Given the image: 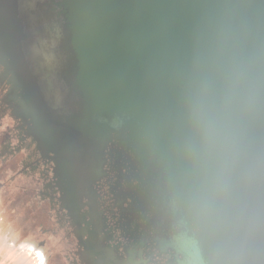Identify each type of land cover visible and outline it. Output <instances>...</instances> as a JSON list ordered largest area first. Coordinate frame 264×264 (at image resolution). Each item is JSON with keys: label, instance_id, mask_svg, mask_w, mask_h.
Returning a JSON list of instances; mask_svg holds the SVG:
<instances>
[{"label": "water", "instance_id": "obj_1", "mask_svg": "<svg viewBox=\"0 0 264 264\" xmlns=\"http://www.w3.org/2000/svg\"><path fill=\"white\" fill-rule=\"evenodd\" d=\"M48 14L47 41L60 47L53 51L63 61L60 75L78 101L71 125L94 138V167L109 145L128 163L138 180L129 196L152 215L157 233L153 150L167 153L178 134L184 92L198 69L264 46V0H53ZM25 26L18 0H0V62L27 93L25 103L42 109L32 69L42 56L24 47L38 36Z\"/></svg>", "mask_w": 264, "mask_h": 264}, {"label": "flooded vegetation", "instance_id": "obj_2", "mask_svg": "<svg viewBox=\"0 0 264 264\" xmlns=\"http://www.w3.org/2000/svg\"><path fill=\"white\" fill-rule=\"evenodd\" d=\"M18 2L25 30L38 36L24 47L42 56L32 69L44 108L25 103L27 93L0 62V194L22 225L11 242L36 264H165L152 215L129 196L138 180L128 163L109 145L94 167V138L71 125L78 101L60 75L63 61L53 52L60 47L47 41L53 0Z\"/></svg>", "mask_w": 264, "mask_h": 264}, {"label": "clouds", "instance_id": "obj_3", "mask_svg": "<svg viewBox=\"0 0 264 264\" xmlns=\"http://www.w3.org/2000/svg\"><path fill=\"white\" fill-rule=\"evenodd\" d=\"M153 150L165 264H264V46L195 72L180 130Z\"/></svg>", "mask_w": 264, "mask_h": 264}, {"label": "rangeland", "instance_id": "obj_4", "mask_svg": "<svg viewBox=\"0 0 264 264\" xmlns=\"http://www.w3.org/2000/svg\"><path fill=\"white\" fill-rule=\"evenodd\" d=\"M6 197L0 199V264H36L30 252L10 240L9 234L19 233L22 225Z\"/></svg>", "mask_w": 264, "mask_h": 264}]
</instances>
